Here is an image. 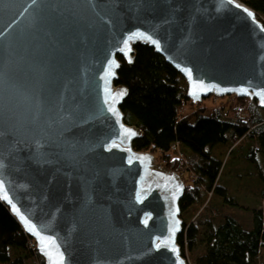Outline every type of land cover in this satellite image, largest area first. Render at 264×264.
<instances>
[{
    "label": "water",
    "instance_id": "95a60500",
    "mask_svg": "<svg viewBox=\"0 0 264 264\" xmlns=\"http://www.w3.org/2000/svg\"><path fill=\"white\" fill-rule=\"evenodd\" d=\"M136 44L187 99L264 107V23L240 0H0V200L45 264H189L184 182L133 148L142 132L120 108L118 56L132 62Z\"/></svg>",
    "mask_w": 264,
    "mask_h": 264
},
{
    "label": "trees",
    "instance_id": "16d2710c",
    "mask_svg": "<svg viewBox=\"0 0 264 264\" xmlns=\"http://www.w3.org/2000/svg\"><path fill=\"white\" fill-rule=\"evenodd\" d=\"M240 1L264 23V0ZM133 56L132 62L118 56L121 65L115 80L116 85L128 90L120 106L124 121L142 132L133 141V148L152 153L172 171H183L181 215L208 193L236 205L220 183L223 162L212 151L216 146L229 145L232 152L247 145L244 159L258 166L257 157L264 154V107L258 106L255 99L230 95L219 97L224 101L209 113L203 107L181 116L182 104L192 102L186 97L185 79L149 45L136 44ZM253 140L257 141L256 145ZM177 149L184 153L181 158L172 155ZM185 174L192 180L186 182ZM217 216H221L219 221ZM252 221V227L246 229L233 216L221 212L199 221H183L177 237L181 254L186 258V252L193 253L190 264H262L258 262L260 248L264 247L261 209L253 210ZM30 240L0 200V262L24 264L33 257L39 264H45ZM198 248L201 251L195 253Z\"/></svg>",
    "mask_w": 264,
    "mask_h": 264
},
{
    "label": "rangeland",
    "instance_id": "374dc122",
    "mask_svg": "<svg viewBox=\"0 0 264 264\" xmlns=\"http://www.w3.org/2000/svg\"><path fill=\"white\" fill-rule=\"evenodd\" d=\"M219 97L224 96L210 95L199 102L191 100L193 103L188 102L182 104L179 114L181 116L187 115L203 107H206L205 112L209 113L212 108L219 107L220 102L224 101V98ZM253 144L256 145L257 141L253 140ZM229 150V145L216 146L212 153L223 162L220 183L227 188L228 196L232 197L237 204L226 203L220 196L208 193L203 196L200 202L193 204L181 215L183 221H199L203 220L205 217H211L212 213L221 212V215L222 213H226L233 216L242 227L250 229L253 222V210L261 209L264 223V196L262 194L264 191V154H259L257 157L259 162L258 166H256V163L244 159L243 157V155L247 153V145L236 147L232 152ZM172 155L181 158L184 153L177 149L173 150ZM155 161L161 166H165L161 161H157L156 159ZM182 172L178 174L182 178L185 186V181L181 174ZM184 177L186 178V182L192 180L190 175L185 174ZM220 218L221 216H217L216 221H219ZM200 251L201 249L198 248L195 250V253ZM192 256L193 253L186 252V260L188 262L191 260ZM258 262L264 264V247L260 248ZM0 264L9 263L0 262ZM24 264H39V262L35 258L29 257L24 261Z\"/></svg>",
    "mask_w": 264,
    "mask_h": 264
},
{
    "label": "snow or ice",
    "instance_id": "6c2138e0",
    "mask_svg": "<svg viewBox=\"0 0 264 264\" xmlns=\"http://www.w3.org/2000/svg\"><path fill=\"white\" fill-rule=\"evenodd\" d=\"M35 2H36V0H33V3H35ZM249 15H251V13H249ZM134 35L135 36H139L141 34L140 33H135ZM132 38H133L132 36H129L128 37L129 40H131ZM152 43L155 44L156 41L153 40ZM125 45H127V41H125ZM189 75H191V73H189ZM124 94H125V92L123 90L120 93H118L119 96H122ZM109 110L112 111V112H115V109L114 108H111ZM127 131L128 130H125V134H127ZM133 135H134V133H133ZM0 199H4V200H8L9 199L7 192L4 191V185H3V183H0ZM9 202L11 203V201H9ZM13 209H14V211H17L18 212V210L16 209L15 205H13ZM21 219L24 220V217L21 216ZM145 223H147V221H145ZM25 224L28 227V230L29 231L35 232V228L33 226H31V225H28V222L27 221H25ZM37 235H38V233H37ZM165 243H167V241ZM160 246H161L160 244H157L156 245L157 248H159ZM173 250L175 251V249H173ZM53 264H63V257L60 256L59 260L53 261Z\"/></svg>",
    "mask_w": 264,
    "mask_h": 264
},
{
    "label": "built area",
    "instance_id": "2783aa9c",
    "mask_svg": "<svg viewBox=\"0 0 264 264\" xmlns=\"http://www.w3.org/2000/svg\"><path fill=\"white\" fill-rule=\"evenodd\" d=\"M30 244H31V245H34V242H33V240H32V239L30 240Z\"/></svg>",
    "mask_w": 264,
    "mask_h": 264
}]
</instances>
